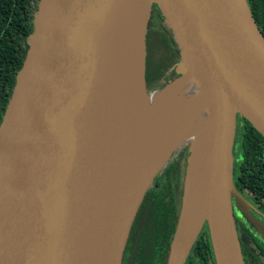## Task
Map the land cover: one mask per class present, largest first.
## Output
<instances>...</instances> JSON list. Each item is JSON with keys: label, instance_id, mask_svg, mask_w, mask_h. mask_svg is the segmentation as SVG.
<instances>
[{"label": "water", "instance_id": "water-1", "mask_svg": "<svg viewBox=\"0 0 264 264\" xmlns=\"http://www.w3.org/2000/svg\"><path fill=\"white\" fill-rule=\"evenodd\" d=\"M138 1L134 18V0H38L0 121V264H121L145 193L185 146L164 264H185L205 226L215 264H245L233 149L237 118L264 137V35L247 0ZM153 5L179 54L154 91ZM180 79L191 97L158 116L151 96Z\"/></svg>", "mask_w": 264, "mask_h": 264}, {"label": "trees", "instance_id": "trees-1", "mask_svg": "<svg viewBox=\"0 0 264 264\" xmlns=\"http://www.w3.org/2000/svg\"><path fill=\"white\" fill-rule=\"evenodd\" d=\"M247 1L264 35V0ZM37 3L38 0H0V121L15 83V75L26 54V41L32 30ZM153 13L158 15L160 26L162 22L165 26L156 5H153ZM159 40L169 47L166 37L162 36ZM171 55L173 57H170L169 62H157L153 66L146 59L145 78L148 90L160 88L176 77L174 71L168 70L173 65L171 63L178 60L179 54L172 52ZM238 123L242 188L251 189V185L253 188H262L261 182L264 179L252 178L251 174L262 176L264 173V137L246 119L239 118ZM180 150L188 153L187 146L174 153ZM169 171L167 168L165 173L168 178ZM178 177L177 175L174 181L167 183L162 173H159L154 178L158 186L151 185L145 193L128 237L126 250L133 254V259L127 264L165 263L181 198L182 183L181 188L173 187V183L178 182ZM212 255L208 229L205 226L193 245V254L188 259L198 260L202 264H214Z\"/></svg>", "mask_w": 264, "mask_h": 264}, {"label": "flooded vegetation", "instance_id": "flooded-vegetation-1", "mask_svg": "<svg viewBox=\"0 0 264 264\" xmlns=\"http://www.w3.org/2000/svg\"><path fill=\"white\" fill-rule=\"evenodd\" d=\"M161 27L163 28V31L158 30L159 32L156 33V36H154L153 40H149L150 45L148 44V42H146L147 55L149 54L148 46H150V48L154 51L157 50V52H159V55L160 51H162L164 60L166 62H169L170 57H173L171 53L173 52L174 54H177L178 49L176 47V44L171 39V34L168 27H166V25L164 26L163 22L161 23ZM159 34H161V37L164 36L167 38L169 47H166V44L160 42L159 39L161 37L159 36ZM147 37L149 38V34L147 35ZM151 56L152 53L150 52V57ZM171 64H174V61ZM238 120L239 118H237V124H239ZM183 151L184 150H180L178 153H173L167 164L159 172L160 174L162 173V176H164L165 182L167 183H169V181L171 180L174 181L175 177L178 175V184L173 183V187L175 186L176 189L178 187L181 188L182 177L185 173L188 153H185ZM239 160L237 161L238 163L236 170L234 169L233 165V182L238 193L246 203L242 204L243 209H240L234 199H232L231 201L235 227L240 241L244 263L264 264V181L261 182L262 188H253L252 185L249 186L251 189L242 188ZM167 168L170 169L169 178L167 177V175H165V173L167 172ZM251 176L252 178L264 179V173L262 176H256L253 174H251ZM152 185L158 186L155 179L153 180ZM190 254H193V247L189 255ZM189 255L186 259L185 264H202V262H199L198 260L196 261L191 258L188 259ZM132 259L133 254L127 251L125 246L121 264H127V262L132 261Z\"/></svg>", "mask_w": 264, "mask_h": 264}, {"label": "bare ground", "instance_id": "bare-ground-1", "mask_svg": "<svg viewBox=\"0 0 264 264\" xmlns=\"http://www.w3.org/2000/svg\"><path fill=\"white\" fill-rule=\"evenodd\" d=\"M143 8L138 0H134L132 4V16L136 18L137 16H142ZM193 84L186 83L184 80H176L163 90L157 91L151 98L157 100L156 106L160 110L158 116H161L173 109L185 99L188 100L192 94ZM169 104V107L168 105ZM151 111V110H150Z\"/></svg>", "mask_w": 264, "mask_h": 264}, {"label": "rangeland", "instance_id": "rangeland-1", "mask_svg": "<svg viewBox=\"0 0 264 264\" xmlns=\"http://www.w3.org/2000/svg\"><path fill=\"white\" fill-rule=\"evenodd\" d=\"M158 30L163 31V28L159 24L158 15L156 13H153V8H152L151 17H150L149 25H148V32H147V35L149 34V38L146 36V42H148V44H149V40L150 39L153 40L154 36H156V33L159 32ZM159 36L161 37V34H159ZM148 50H149L148 51L149 54L147 55V59H148V62H150L152 64V66L155 65L157 62L166 63V61L163 58V52L162 51H160V55H159L158 54L159 52H157V50L154 51L153 49L150 48V46H148ZM150 52L152 53L151 57H150ZM165 88H163V89H165ZM163 89H161V90H163ZM153 91H150V92L153 93ZM239 125L240 124H237V126H236L235 139H234V149H233V153H234L233 165H234L235 170L237 168V163H238L237 161L240 159V155H241L240 154L241 153L240 143L238 141Z\"/></svg>", "mask_w": 264, "mask_h": 264}]
</instances>
